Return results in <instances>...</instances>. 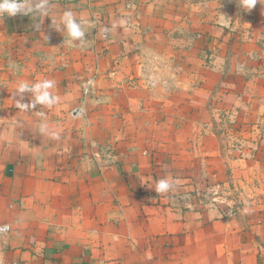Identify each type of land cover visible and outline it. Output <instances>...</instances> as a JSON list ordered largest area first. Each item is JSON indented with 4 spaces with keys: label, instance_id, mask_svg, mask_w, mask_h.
I'll list each match as a JSON object with an SVG mask.
<instances>
[{
    "label": "crops",
    "instance_id": "crops-1",
    "mask_svg": "<svg viewBox=\"0 0 264 264\" xmlns=\"http://www.w3.org/2000/svg\"><path fill=\"white\" fill-rule=\"evenodd\" d=\"M49 3L48 17L0 18L4 264H264V213L178 196L199 174L195 110L218 91L202 79L264 61V0ZM65 10L87 43L60 31ZM42 79L59 103L17 108L18 83Z\"/></svg>",
    "mask_w": 264,
    "mask_h": 264
},
{
    "label": "rangeland",
    "instance_id": "rangeland-1",
    "mask_svg": "<svg viewBox=\"0 0 264 264\" xmlns=\"http://www.w3.org/2000/svg\"><path fill=\"white\" fill-rule=\"evenodd\" d=\"M235 56L240 62V54ZM256 59L250 58L245 67L222 61L215 68L223 74L227 63L226 80L206 74L201 78L218 91L201 95V106L195 110L194 118L201 123L195 132L200 138L199 174L187 175L191 181L178 194L187 201L264 213V61ZM201 65V71L209 67L208 62Z\"/></svg>",
    "mask_w": 264,
    "mask_h": 264
},
{
    "label": "clouds",
    "instance_id": "clouds-1",
    "mask_svg": "<svg viewBox=\"0 0 264 264\" xmlns=\"http://www.w3.org/2000/svg\"><path fill=\"white\" fill-rule=\"evenodd\" d=\"M247 7L252 9L256 0H245ZM50 3L49 0H0V18H14L17 15L22 16H49ZM59 23L62 26L60 31L67 35L70 41L79 42L81 45L87 43L86 32L83 28V22L77 18V14L71 10H65L59 14ZM105 35L109 31L107 28L100 30ZM45 38H47L45 36ZM56 85L53 80L42 79L36 82L21 81L17 85V91L14 93L17 108L24 111H31L37 105L52 107L59 103L60 97L54 94L53 89ZM31 94L30 103H23L24 94ZM43 130H49L48 125H44ZM54 138H59V134L50 133ZM173 188V184L167 177L161 178L156 182L155 191L157 193H166ZM7 230V226L0 227V232Z\"/></svg>",
    "mask_w": 264,
    "mask_h": 264
},
{
    "label": "built area",
    "instance_id": "built-area-1",
    "mask_svg": "<svg viewBox=\"0 0 264 264\" xmlns=\"http://www.w3.org/2000/svg\"><path fill=\"white\" fill-rule=\"evenodd\" d=\"M103 37L105 38V39H107L108 37H109V35L108 34H106V35H103ZM91 82H88V87L90 88L91 87ZM90 94V89H86L85 90V95H89ZM4 226H7V230L6 231H4V232H0V237H3V236H7V235H9L10 233H11V231H12V229H11V227L9 226V225H0V227H4ZM2 252H0V264H4V258H3V256H2V254H1Z\"/></svg>",
    "mask_w": 264,
    "mask_h": 264
}]
</instances>
